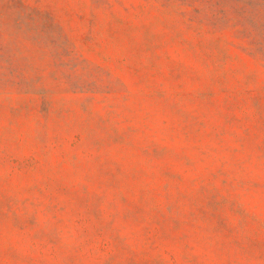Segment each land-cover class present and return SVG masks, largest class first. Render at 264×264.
Here are the masks:
<instances>
[{
	"label": "rangeland",
	"instance_id": "374dc122",
	"mask_svg": "<svg viewBox=\"0 0 264 264\" xmlns=\"http://www.w3.org/2000/svg\"><path fill=\"white\" fill-rule=\"evenodd\" d=\"M0 264H264V0H0Z\"/></svg>",
	"mask_w": 264,
	"mask_h": 264
}]
</instances>
